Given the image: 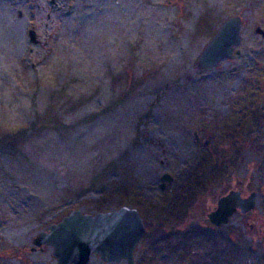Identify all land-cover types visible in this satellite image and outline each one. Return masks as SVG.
I'll list each match as a JSON object with an SVG mask.
<instances>
[{
	"label": "rangeland",
	"instance_id": "rangeland-1",
	"mask_svg": "<svg viewBox=\"0 0 264 264\" xmlns=\"http://www.w3.org/2000/svg\"><path fill=\"white\" fill-rule=\"evenodd\" d=\"M234 16L238 53L200 69ZM47 117L51 128L33 127ZM4 136L0 264H57L33 239L71 211L96 213L100 198L114 210L125 183L142 190L148 223L134 264H264V0H0ZM197 165L211 184L160 224L146 202L194 183ZM230 190L255 193V207L215 227L206 214Z\"/></svg>",
	"mask_w": 264,
	"mask_h": 264
},
{
	"label": "water",
	"instance_id": "water-1",
	"mask_svg": "<svg viewBox=\"0 0 264 264\" xmlns=\"http://www.w3.org/2000/svg\"><path fill=\"white\" fill-rule=\"evenodd\" d=\"M240 17L226 19L198 57L200 69L210 68L224 58L237 54L240 44ZM255 33L263 35L257 27ZM30 42L37 43L35 31L29 30ZM198 142L197 137L195 136ZM170 181V176L160 177V189ZM255 193L241 198L240 192L229 191L220 197L216 207L206 214L207 220L219 227L225 225L238 210L245 214L255 207ZM143 220L134 208L123 206L104 213L83 214L72 211L58 223L51 224L33 239L39 248L49 246L57 264H88L91 256H99L105 263L120 262L134 264V249L145 235Z\"/></svg>",
	"mask_w": 264,
	"mask_h": 264
},
{
	"label": "trees",
	"instance_id": "trees-1",
	"mask_svg": "<svg viewBox=\"0 0 264 264\" xmlns=\"http://www.w3.org/2000/svg\"><path fill=\"white\" fill-rule=\"evenodd\" d=\"M208 27L207 29H204V31H209L211 33V29ZM249 117H251L252 120H255L257 118V115L255 111H251L248 113ZM57 123V122H56ZM55 124L52 119H40L34 124V128L36 130L38 129H49ZM242 122L241 123H235V126H232L230 128H227L225 132H227L228 138H232L235 135L239 134V131L241 130ZM2 140V141H1ZM0 142H5V144H12L10 136L0 138ZM4 144V143H1ZM203 158V157H202ZM203 164H206L207 158L202 159ZM209 164V162H207ZM211 165V163L209 164ZM203 165H197L194 167L191 171V174H193V177L195 179L194 183L189 182L187 185L180 186L174 191L173 193H170L171 191L166 190L162 194V198L157 201V203L152 204L149 200L147 203V208L150 209L154 216L156 218H159L158 216H162L161 220L159 221L160 224L169 222L171 220L182 218V215L186 213L187 209L190 207V204L192 203V200L198 195L200 190H205V184L207 186L211 184L212 181L210 180H202V178H195L197 172H199L200 169H202ZM198 176V175H197ZM118 191V189H117ZM109 196L111 193H108ZM142 190L139 187H133L130 183H125L124 186L121 185L120 192L118 191V197L120 199V202H117V206L115 209L120 208L122 206H128L131 208L136 209L140 216L144 219V216L142 215V205L141 202L142 199ZM96 202V205L98 204V209L96 211L99 212H106L107 210L104 208L108 202L106 197H103L102 199H98ZM147 224L144 221L145 228L147 227ZM149 227V225H148Z\"/></svg>",
	"mask_w": 264,
	"mask_h": 264
}]
</instances>
